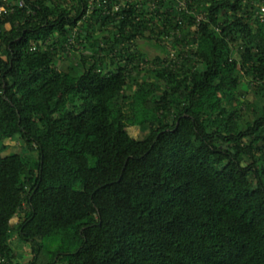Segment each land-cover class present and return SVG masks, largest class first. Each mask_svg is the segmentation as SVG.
<instances>
[{
    "label": "trees",
    "instance_id": "1",
    "mask_svg": "<svg viewBox=\"0 0 264 264\" xmlns=\"http://www.w3.org/2000/svg\"><path fill=\"white\" fill-rule=\"evenodd\" d=\"M23 1L0 15V264H264V0Z\"/></svg>",
    "mask_w": 264,
    "mask_h": 264
},
{
    "label": "rangeland",
    "instance_id": "2",
    "mask_svg": "<svg viewBox=\"0 0 264 264\" xmlns=\"http://www.w3.org/2000/svg\"><path fill=\"white\" fill-rule=\"evenodd\" d=\"M138 46L141 50L146 52L148 54V57L151 59L160 53L159 50H155L150 44H148L146 42H139ZM171 54L174 55V53H171ZM248 98H249V100H251V97L248 96ZM127 132L130 135V137H132L133 139H138L143 134L136 127H128ZM20 143L21 142L18 140V137H13V138L5 141L4 145L7 146V149H5V151H3L1 155L6 156L9 154L22 153V145ZM18 222H19V220L17 218H14L13 220H11L10 224L13 227H16ZM11 244H12V247H13L15 253L18 254L19 256H21V258H22V259H18V261L30 259L31 255H30L29 245H24V244L19 243L18 240L16 239V236H14V238L11 240Z\"/></svg>",
    "mask_w": 264,
    "mask_h": 264
},
{
    "label": "built area",
    "instance_id": "3",
    "mask_svg": "<svg viewBox=\"0 0 264 264\" xmlns=\"http://www.w3.org/2000/svg\"><path fill=\"white\" fill-rule=\"evenodd\" d=\"M123 2H122V8H124V7H127V4H129V3H131V1L132 0H122ZM8 2H9V0H1V3H0V15H6L9 11H11L12 9H10V10H8V7H9V5H8ZM107 3H109V1L108 0H103V1H100V0H90L89 2H88V9L89 10H94V8H95V6H94V4H96V7L97 8H102L103 10H104V14L105 15H110L111 16V14H112V12H110L109 10H106V4ZM184 5H185V3H183V4H180L179 6H181V7H184ZM24 6V1L23 0H19V2H18V7L19 8H22ZM115 6V5H114ZM119 9V7L118 6H115L113 9H112V11H117ZM260 13V14H259ZM259 13H258V17L261 19V20H263V18H264V8L263 7H260V10H259ZM76 32V31H75ZM70 43H73V41L72 40H70ZM70 46V45H69ZM68 46V47H69ZM67 47V48H68ZM36 49V47L33 45L32 47H31V50L32 51H34Z\"/></svg>",
    "mask_w": 264,
    "mask_h": 264
}]
</instances>
